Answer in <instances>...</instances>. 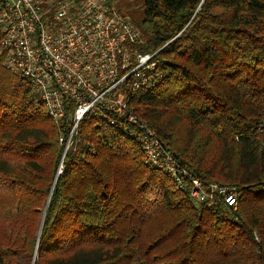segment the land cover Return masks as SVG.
Masks as SVG:
<instances>
[{
	"label": "trees",
	"instance_id": "trees-1",
	"mask_svg": "<svg viewBox=\"0 0 264 264\" xmlns=\"http://www.w3.org/2000/svg\"><path fill=\"white\" fill-rule=\"evenodd\" d=\"M109 1L168 73L130 108L238 208L196 204L102 118L65 153L67 120L0 66V264H264V0Z\"/></svg>",
	"mask_w": 264,
	"mask_h": 264
},
{
	"label": "built area",
	"instance_id": "built-area-1",
	"mask_svg": "<svg viewBox=\"0 0 264 264\" xmlns=\"http://www.w3.org/2000/svg\"><path fill=\"white\" fill-rule=\"evenodd\" d=\"M142 43L109 0H0V66L29 84L56 124L67 120L68 138H60L65 153L86 117L102 118L196 204L236 211V188L196 177L130 108V97L168 75L158 69L160 51L143 53Z\"/></svg>",
	"mask_w": 264,
	"mask_h": 264
},
{
	"label": "rangeland",
	"instance_id": "rangeland-1",
	"mask_svg": "<svg viewBox=\"0 0 264 264\" xmlns=\"http://www.w3.org/2000/svg\"><path fill=\"white\" fill-rule=\"evenodd\" d=\"M78 134H79V132H78ZM78 134L76 135V137L78 136ZM73 143H74V141H73ZM73 145V144H72ZM72 147V146H71ZM63 159H64V157H63ZM63 159H62V161H61V163H60V172H61V170H62V162H63ZM223 186V185H222ZM226 187V186H225Z\"/></svg>",
	"mask_w": 264,
	"mask_h": 264
}]
</instances>
